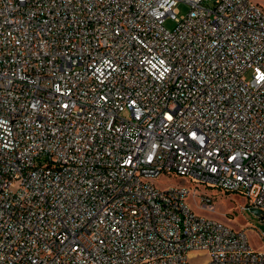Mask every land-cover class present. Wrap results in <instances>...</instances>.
Instances as JSON below:
<instances>
[{
    "label": "built area",
    "instance_id": "1",
    "mask_svg": "<svg viewBox=\"0 0 264 264\" xmlns=\"http://www.w3.org/2000/svg\"><path fill=\"white\" fill-rule=\"evenodd\" d=\"M209 189L264 219L262 6L0 0V264H264Z\"/></svg>",
    "mask_w": 264,
    "mask_h": 264
},
{
    "label": "rangeland",
    "instance_id": "2",
    "mask_svg": "<svg viewBox=\"0 0 264 264\" xmlns=\"http://www.w3.org/2000/svg\"><path fill=\"white\" fill-rule=\"evenodd\" d=\"M253 1L264 8V0ZM179 10L181 15H186L189 8L187 5L181 4ZM165 26L172 30L175 28L176 23L171 19H167ZM246 80H250V74L247 75ZM157 184L161 188H166L168 186L185 185L187 181L173 175L161 178ZM207 192L215 198L213 207L204 209L199 205L196 198L191 197L189 204L192 209L199 215L219 220L235 229H247L251 246L258 251L264 250L262 239L264 237V219L252 212V208L246 207V199L240 194L222 193L217 189H209ZM202 255L200 253L191 255L192 262L194 264H206L207 258L200 257Z\"/></svg>",
    "mask_w": 264,
    "mask_h": 264
},
{
    "label": "water",
    "instance_id": "3",
    "mask_svg": "<svg viewBox=\"0 0 264 264\" xmlns=\"http://www.w3.org/2000/svg\"><path fill=\"white\" fill-rule=\"evenodd\" d=\"M252 212H254L257 216H261L262 217V213L258 209L253 208Z\"/></svg>",
    "mask_w": 264,
    "mask_h": 264
}]
</instances>
